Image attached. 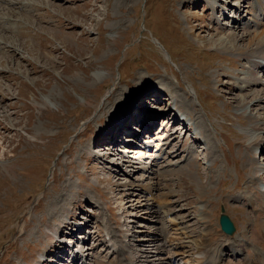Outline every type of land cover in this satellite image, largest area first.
<instances>
[{"label":"rangeland","instance_id":"rangeland-1","mask_svg":"<svg viewBox=\"0 0 264 264\" xmlns=\"http://www.w3.org/2000/svg\"><path fill=\"white\" fill-rule=\"evenodd\" d=\"M28 1L0 2V264H73L77 251L88 264H143L151 242L171 257L162 264L191 263L193 251L175 255L171 219L185 244L209 227L214 264H264V141L249 148L251 115L232 101L254 90L241 93V78L264 56L246 59L247 40L216 42L264 28L255 0H217V12L215 0ZM165 193L175 203L158 208ZM133 194L144 203L130 215ZM60 222L67 243L52 244Z\"/></svg>","mask_w":264,"mask_h":264},{"label":"bare ground","instance_id":"bare-ground-1","mask_svg":"<svg viewBox=\"0 0 264 264\" xmlns=\"http://www.w3.org/2000/svg\"><path fill=\"white\" fill-rule=\"evenodd\" d=\"M4 1V0H2ZM0 1V2H2ZM26 1V0H25ZM28 1V0H27ZM223 1V0H222ZM29 4H28V7H30V1H28ZM216 5V9H214V6L212 4L211 7L217 11H221L224 9L223 6H220L221 4H218L217 0L214 1ZM236 3H234V5H236L237 8H240V3H238V1H234ZM25 3V2H24ZM255 3L257 4V7L260 9V11L262 12L263 14V18H264V1L262 0H255ZM27 4V3H26ZM26 6V5H24ZM219 6V7H218ZM252 6V5H251ZM27 7V6H26ZM248 7V5L246 6V8ZM38 8V7H37ZM252 8V7H251ZM58 9V8H57ZM36 10V9H35ZM242 10V8H241ZM249 10H250V6H249ZM31 18L27 16V19H23L24 21H29ZM32 20V19H31ZM33 21V20H32ZM255 23L259 26H264V23H260V20L255 18ZM24 25V24H23ZM28 25V24H27ZM31 25V24H30ZM23 27V26H22ZM234 30H237V29H234ZM251 34V33H250ZM250 34L247 32V34H241L239 36V34L237 35L236 32H233L231 35L229 36H222L220 37L219 40H217L216 42H218V45H221V48L220 49H224V51L226 50H230V51H235L237 50L240 42H244L247 40V45H246V48L244 50L240 49V52L243 53L246 57V59H249L251 61H254V57H252L253 55H256V56H264V28H262L261 30L253 33L252 36H250ZM8 43V41H7ZM254 51V52H253ZM252 55V56H251ZM263 60V59H262ZM259 67H262V69L264 68V62H259L257 61V65L254 67V68H251L250 71L252 74H248L247 72L245 73V75L241 78V86H240V92L243 93L245 91H247L248 89L250 90V88L252 86H255L254 90H250V93L249 94H245L244 93L242 95H236L232 98V101L237 104V107L239 108V110L245 114V115H251L250 117V123L248 124V127L245 131V134H246V138L247 140L249 141V148L252 149V148H257L256 151L258 152L260 150V144L262 141H264V118L260 117L258 114L257 111H261L262 113H264V81L259 79L256 74H255V68H259ZM249 71V72H250ZM165 84L164 83H161L159 85V89H161L163 92L164 91H167V90H164L162 89L161 87H164ZM260 87V89H256V87ZM165 88V87H164ZM166 89V88H165ZM252 93V94H251ZM165 95V94H164ZM184 106V104H181ZM255 106H260L259 108L255 109L256 110V113L253 114V111H252V108L255 107ZM181 108V107H180ZM177 105L173 107V111H172V114L175 116L176 119L179 120L180 116H182L183 118V109L181 110ZM159 109L160 111H162V108L159 106ZM163 111H168V109H164ZM177 111L180 113L179 115L177 114ZM195 117H196V114H195ZM189 118V117H188ZM188 118H184L182 119L181 121H184V122H187L188 121ZM198 119V117H197ZM190 121V120H189ZM185 125V124H184ZM190 126H192V124H190ZM189 126V127H190ZM128 140V139H126ZM132 141V140H131ZM130 141V142H131ZM208 147V146H207ZM209 148V147H208ZM108 153H106L105 155H107ZM99 155V154H98ZM103 155V154H102ZM102 155H100V157H103ZM113 156L112 154H108V156ZM122 161H126V159H123V157L121 158ZM261 167V166H260ZM260 167H256V170L260 173L262 171H264L263 168H260ZM144 171L146 170V168L143 169ZM182 172V171H181ZM261 176V175H260ZM127 183L125 184H122L120 183V185L124 186L126 185ZM135 184L132 183L130 186L131 188L134 186ZM139 187V185L137 186ZM147 187V186H146ZM145 185H141L139 187V191L141 193H144V191L146 192L147 189H146ZM132 189H135V188H132ZM137 190V192H139ZM171 191V190H170ZM136 194V193H135ZM133 194V198H131L130 202H127L128 204V210H129V213L130 215H134L136 214L135 211L138 210L139 208L143 207V203H144V200L141 201V196L140 195H135ZM166 195L162 197V202H161V205H158L157 207L159 208L160 206L164 205V204H168L170 206H173L175 202L172 201V199H168V196L170 195L169 193H165ZM134 197H136L137 199H134ZM155 199V198H153ZM75 200V199H74ZM76 201V200H75ZM147 201V200H146ZM132 202V203H131ZM76 204V203H75ZM172 208H168L165 212L169 215V214H172L174 213L175 210H171ZM153 212V211H152ZM151 212V213H152ZM124 213H127V211L125 210ZM139 217V216H137ZM205 218V216L201 217V219ZM163 222V221H161ZM170 224L172 226V230H173V233H174V242L175 243H172L171 242V245H173V247H175L177 250L175 251V255H178V256H181V257H184L185 255H188V253H190L191 251L192 252V259H191V263L190 262H187V264H214V262L211 260V256L208 257L207 254V247L205 248V239H206V236H209L210 234V231L208 230L209 227H205L203 230H202V234H203V239L201 241H198V240H192L190 241V244L187 242V244L185 243H181V240L184 241L185 239L183 238L184 235H187V232H186V227H182L184 223H182L180 220L178 219H171L170 221ZM62 222H60L59 224H55V227L58 226V228H55L53 230H50L49 234H48V237H47V240L50 242V243H55L57 242V240L60 238V235L64 234L65 231H62L60 228L63 227L64 224H62V227L59 226L61 225ZM79 226V225H78ZM169 228V227H168ZM63 229V228H62ZM70 229V228H68ZM81 229H83V227L79 226L78 230L82 231ZM131 231V230H130ZM164 231H160L158 234L160 233H163ZM166 232V231H165ZM84 233V232H83ZM83 233H81L83 235ZM138 233H141L140 231H136V230H132V234L134 236H136L135 234H138ZM131 233L128 234V236H131L132 235ZM166 234V233H165ZM201 234V233H200ZM202 234L200 236H202ZM164 235V234H163ZM163 235H160V236H163ZM75 238L76 236H79V235H74ZM133 236V237H134ZM190 236V235H189ZM79 238V237H77ZM136 237H134L135 239ZM187 238H189L187 236ZM201 239V237H200ZM188 240V239H187ZM64 242L66 240H58V242ZM146 242V243H149V241H152L151 239L148 240V239H143V240H140L139 242ZM155 241V240H154ZM69 242V241H68ZM71 242V241H70ZM170 242V241H169ZM185 242V241H184ZM67 243V241H66ZM72 243V242H71ZM152 244H144L145 247H148V249L146 250H139L140 251V257L142 258V262L143 264H162L164 263L167 259H170L171 257H162L163 256V250H160L159 247H156L157 244H153V242H151ZM63 244V243H62ZM175 244V245H174ZM63 246V245H62ZM116 246V245H114ZM239 246V245H238ZM241 247L239 248H243V243L240 245ZM171 247V246H170ZM121 248V247H120ZM118 249V247H116L114 249V253L116 251V254H119L122 252V249ZM174 248V249H175ZM80 249V248H79ZM83 250V249H82ZM73 255H71V258L73 259V261H71V263L73 264H77L79 263V261H83L84 260V255L80 256V251H77L76 253H73ZM221 254V253H219ZM172 255V254H171ZM174 255V254H173ZM234 255L236 256H239V253L237 251L234 252ZM158 256H160L159 258H157ZM83 257V258H81ZM191 257V256H190ZM83 259V260H81ZM173 260V258H172ZM44 260L41 259L40 262H38V264H41ZM82 263H85V264H88L86 263L85 261H83ZM37 264V263H36ZM215 264H218V263H215Z\"/></svg>","mask_w":264,"mask_h":264},{"label":"water","instance_id":"water-1","mask_svg":"<svg viewBox=\"0 0 264 264\" xmlns=\"http://www.w3.org/2000/svg\"><path fill=\"white\" fill-rule=\"evenodd\" d=\"M220 226L222 231L227 235H233L236 230L233 222L230 217L224 213V210L220 217Z\"/></svg>","mask_w":264,"mask_h":264}]
</instances>
